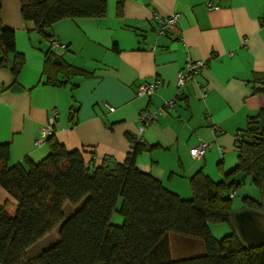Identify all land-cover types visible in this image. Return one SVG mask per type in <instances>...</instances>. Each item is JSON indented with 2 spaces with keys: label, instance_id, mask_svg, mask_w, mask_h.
Wrapping results in <instances>:
<instances>
[{
  "label": "crops",
  "instance_id": "crops-1",
  "mask_svg": "<svg viewBox=\"0 0 264 264\" xmlns=\"http://www.w3.org/2000/svg\"><path fill=\"white\" fill-rule=\"evenodd\" d=\"M207 1L106 0L103 16L66 17L44 35L22 19L18 0H0V24L14 31L16 49L0 47V144L9 146V163H35L48 154V138L40 146L34 140L55 109L53 139L86 162H121L137 138L149 149L135 155V165L181 198L191 197L189 179L197 171L222 180L237 162L235 135L245 133L264 104V0H210L219 5L215 10ZM171 13L179 14L177 26L158 35L156 17ZM50 37L68 45L61 57L52 52L60 63L47 56ZM198 59L206 66L176 96L178 70ZM16 61L22 64L14 76ZM154 80H160L155 92L136 95L140 84ZM14 84L21 90L12 91ZM172 98L171 110L139 135V111ZM198 138L212 145L194 159L189 147ZM1 207L12 214L16 200L0 185Z\"/></svg>",
  "mask_w": 264,
  "mask_h": 264
},
{
  "label": "trees",
  "instance_id": "trees-1",
  "mask_svg": "<svg viewBox=\"0 0 264 264\" xmlns=\"http://www.w3.org/2000/svg\"><path fill=\"white\" fill-rule=\"evenodd\" d=\"M18 2L22 19L44 35L60 19L98 17L106 11V0ZM0 47L4 53H16L14 31L1 24ZM3 59L1 55L0 64ZM21 64H13L14 76ZM58 68L71 72L63 64ZM244 132L234 138L235 166L217 182L197 171L189 179L190 198H181L135 165V155L149 149L137 138L123 161L105 158L99 164L86 162L78 150L68 151L53 134L47 137L48 154L35 163L25 158L10 164L9 146L0 144V185L16 200L12 214L0 208V264H264V246L246 248L228 220L231 197L240 185L236 176L250 177L259 189L264 182V104L248 118ZM244 201V206L261 207V200ZM64 203L76 208L67 218ZM114 211L123 215L121 225L110 222ZM210 221L227 222L231 232L213 237ZM56 227L58 241L27 257L26 250ZM170 233L200 239L204 252L173 259Z\"/></svg>",
  "mask_w": 264,
  "mask_h": 264
},
{
  "label": "built area",
  "instance_id": "built-area-1",
  "mask_svg": "<svg viewBox=\"0 0 264 264\" xmlns=\"http://www.w3.org/2000/svg\"><path fill=\"white\" fill-rule=\"evenodd\" d=\"M206 8L208 10H215L219 8V5L213 3L212 1L206 2ZM159 25L157 29L158 35L167 34L169 31L174 29L179 21L178 13H171L166 17H156ZM49 51L57 53L58 56H63L67 51L68 45L66 42L59 40L56 37H50L48 41ZM206 66V61L202 59L198 60H187L184 66L178 70L177 79H176V87L177 93L176 96L182 95L181 88L195 75H197L204 67ZM160 84V80H154L149 83L140 84L136 88V95H151L156 91L158 85ZM203 95H205V91H203ZM175 102V98L169 99L163 103L162 106L156 108L154 110L142 109L139 111L137 115L138 119V134H142L143 131L153 122L156 121L157 117L169 110L173 107ZM104 106L112 111L113 107L108 103H104ZM52 115L48 119V123L42 126L39 130V133L36 135L34 143L36 146H40L43 142L46 141V138L54 133L53 127L57 117V110L53 109ZM235 138V137H234ZM236 138L239 136L236 135ZM140 140V139H137ZM211 142H206L201 138H198L197 142L189 147V154L194 159H200L204 157L208 149L211 147ZM234 192H231L230 196H233Z\"/></svg>",
  "mask_w": 264,
  "mask_h": 264
},
{
  "label": "rangeland",
  "instance_id": "rangeland-1",
  "mask_svg": "<svg viewBox=\"0 0 264 264\" xmlns=\"http://www.w3.org/2000/svg\"><path fill=\"white\" fill-rule=\"evenodd\" d=\"M66 53V52H65ZM237 180L240 182V185L235 188V195L231 197V209L236 210L244 206V198L248 197L252 200L259 201L261 200V193L258 186L253 185L250 181V177H243L241 174L237 175ZM75 207L69 203H64L63 214L64 217H69ZM124 217L117 211H114L111 215L110 222L113 225H121L123 223ZM209 228L211 234L215 238H221L231 232L230 226L227 222L224 221H210ZM170 246L171 254L173 259L185 258L192 255L201 254L204 252V246L200 239L189 238L175 233H170ZM190 239L196 242H187ZM58 241V228H54L50 233L45 235L40 242L34 244L29 249L26 250L27 257H33L41 253L42 250L48 248L51 245H54ZM188 250V251H187Z\"/></svg>",
  "mask_w": 264,
  "mask_h": 264
},
{
  "label": "water",
  "instance_id": "water-1",
  "mask_svg": "<svg viewBox=\"0 0 264 264\" xmlns=\"http://www.w3.org/2000/svg\"><path fill=\"white\" fill-rule=\"evenodd\" d=\"M53 62L60 63V58L55 57ZM12 91H20L18 85L11 87ZM259 133H261V125ZM261 207L254 208L243 206L229 213V223L237 238L246 248L264 246V182L260 186Z\"/></svg>",
  "mask_w": 264,
  "mask_h": 264
}]
</instances>
